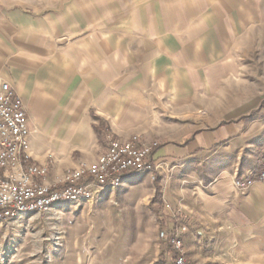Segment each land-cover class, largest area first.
I'll list each match as a JSON object with an SVG mask.
<instances>
[{
  "label": "crops",
  "instance_id": "crops-1",
  "mask_svg": "<svg viewBox=\"0 0 264 264\" xmlns=\"http://www.w3.org/2000/svg\"><path fill=\"white\" fill-rule=\"evenodd\" d=\"M263 20L264 0H0V86L22 97L29 154L50 163L51 176L94 162L106 132L127 138L167 126L154 182L147 172L116 190L159 198L170 216L178 209L162 221L170 235L187 226L190 264H264V184L235 185L264 155V117L205 124L200 114L156 111L169 107L163 94L187 104ZM198 157L199 167L189 164Z\"/></svg>",
  "mask_w": 264,
  "mask_h": 264
},
{
  "label": "rangeland",
  "instance_id": "rangeland-1",
  "mask_svg": "<svg viewBox=\"0 0 264 264\" xmlns=\"http://www.w3.org/2000/svg\"><path fill=\"white\" fill-rule=\"evenodd\" d=\"M248 35L250 41L237 59L228 62L226 70L217 69L218 75L206 81L203 78L196 91L188 93L187 104L179 105L181 100L173 99L172 94L167 98L163 94V102L169 107L158 108L157 114L161 118L173 117L179 112L191 113L193 117L200 114L205 124L263 118L264 20L251 27ZM164 127L167 128L154 126L155 134L140 135L141 139L146 137L143 144L157 142L152 154L156 168L150 173L153 182L163 164L156 163L153 156L164 142L161 139ZM200 163L198 157L189 164L199 167ZM61 175L49 174L50 177ZM138 192L135 187L132 191L128 188L127 193L116 189L106 191L95 204L65 203L47 214L27 213L11 222L0 223V264H156L167 254L173 234L170 235L169 227L162 220L173 221L180 212L173 206L170 216L159 198L152 203L149 196L142 198ZM182 222L181 219L178 223Z\"/></svg>",
  "mask_w": 264,
  "mask_h": 264
},
{
  "label": "built area",
  "instance_id": "built-area-1",
  "mask_svg": "<svg viewBox=\"0 0 264 264\" xmlns=\"http://www.w3.org/2000/svg\"><path fill=\"white\" fill-rule=\"evenodd\" d=\"M31 135L27 109L20 94L8 83L0 86V223L27 213L47 214L65 203L89 202L113 191L143 173H153L157 142L143 144L141 136L118 138L106 133V149L92 163L67 168L60 177H50V163L32 160L28 148ZM264 184V155L257 171L237 175L235 185L248 188ZM187 226L173 232V254L160 264H190L183 241Z\"/></svg>",
  "mask_w": 264,
  "mask_h": 264
},
{
  "label": "trees",
  "instance_id": "trees-1",
  "mask_svg": "<svg viewBox=\"0 0 264 264\" xmlns=\"http://www.w3.org/2000/svg\"><path fill=\"white\" fill-rule=\"evenodd\" d=\"M97 129H98V131H100V127H98V126H97ZM155 177H156V176H155ZM171 247H172V246L170 245V249H172V250H173V248H171ZM162 259H164V258H161V260H162ZM161 260H160V261H158L156 264H160Z\"/></svg>",
  "mask_w": 264,
  "mask_h": 264
}]
</instances>
